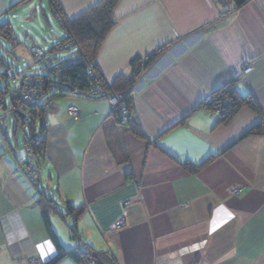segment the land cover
<instances>
[{
  "label": "crops",
  "instance_id": "0c3cea01",
  "mask_svg": "<svg viewBox=\"0 0 264 264\" xmlns=\"http://www.w3.org/2000/svg\"><path fill=\"white\" fill-rule=\"evenodd\" d=\"M98 1L57 0L68 18ZM112 17L94 58L105 81L160 51L131 88L129 123L114 120L106 97L56 98L27 175L31 129H21L18 151L8 132L15 140L14 116L10 109L11 120L0 116V264H95L51 263L83 244L114 264H264V130L249 132L264 121V0L237 9L231 0H117ZM4 27L27 68L37 65L24 55L32 44L47 52L65 33L50 0H0ZM39 29L46 47L33 35ZM47 55L52 63L68 58ZM245 64L252 65L246 74ZM224 86L252 105L239 104L221 121L204 99ZM6 92L0 88V104ZM67 205L78 211L76 233L72 216H62Z\"/></svg>",
  "mask_w": 264,
  "mask_h": 264
},
{
  "label": "trees",
  "instance_id": "16d2710c",
  "mask_svg": "<svg viewBox=\"0 0 264 264\" xmlns=\"http://www.w3.org/2000/svg\"><path fill=\"white\" fill-rule=\"evenodd\" d=\"M116 1L117 0H99L93 6L87 8L75 17L68 18L62 12L57 0H50L52 11L65 33L47 48V52H65L68 58L60 59L59 55H54L55 61L53 60L54 63H52V60L48 58L47 52L40 48L43 52V56L38 58L36 63L39 68L43 69L44 73L30 76L39 80L37 85H35V96L32 97L31 101L26 100V102H28L27 109L31 114V121L27 125V123L22 122L21 116L19 120L22 124H25L24 126H27V129H31L29 133L25 132L24 141L27 148L31 150L34 159L33 163L35 162L36 164L37 160H39L45 144V138L43 136L45 129L44 118L49 109H45V104H48L52 100L54 102L56 98L67 94H80L84 96V94L95 85L96 81L99 82L102 92L110 96L121 95L118 104L111 108V115L118 123H129L131 88L135 84L140 73L154 62L160 51L144 59L137 56L130 62V74L128 76L120 75L111 83L105 81L94 63V58L103 37L113 23L112 13ZM246 1L247 0H231L234 9L239 8ZM0 29L2 36L10 38L11 34L8 27ZM3 65L4 67H9L6 62ZM15 72L18 73V71ZM12 82H16L17 86L20 85L19 80ZM13 95L11 96V107H13ZM212 96V100L205 105L215 109L220 106L221 110L219 114L221 116V121H226L239 104L250 103L252 105L249 96H239L234 90L226 86L214 92ZM1 104L3 105L4 103L1 101ZM51 105L52 103L48 106L50 107ZM11 107L9 109H11ZM256 130H264V121L258 122L249 132L253 133ZM34 131L38 133H34ZM32 132L34 134H32ZM50 203L51 201L48 199L45 202V206L49 207ZM77 212L78 211H75L70 205H67L65 212L62 213V216L67 214L72 216V222L69 225L72 233H76L75 219L77 217ZM65 257L77 263L92 260L95 264H114L111 255L103 251L94 250L87 244H83V246L78 248L75 247L73 249L63 250L62 253L55 256L51 263H55Z\"/></svg>",
  "mask_w": 264,
  "mask_h": 264
},
{
  "label": "rangeland",
  "instance_id": "374dc122",
  "mask_svg": "<svg viewBox=\"0 0 264 264\" xmlns=\"http://www.w3.org/2000/svg\"><path fill=\"white\" fill-rule=\"evenodd\" d=\"M35 28L36 27H34V29ZM56 29L58 31H60L58 25L56 26ZM31 32H33V30H31ZM38 32H39V34H33L34 37L36 38V42L39 45H44V46L47 45L46 41H47L48 38H45L44 39L45 42H44V40H42V36H44V33H42V31L40 29L38 30ZM55 35H57V37H59L58 36L59 34H55ZM21 37L23 38L22 43L24 44V46H28L29 47L30 43H31V41L28 40L29 38L26 39L27 40L26 41L25 40V36L21 35ZM56 39L57 38H55V40ZM11 41L9 40V38L0 35V88L3 91L7 90L6 93L2 94L3 97H4V103H5V105H7V108L3 109L2 108L3 106L0 104V116L1 117L6 116L7 117V122H8V119L11 120V117L9 115V108L11 107V98L10 97H11V94L13 93L14 94V95L12 94L13 97H14V99H13V107H11L10 112L15 117L16 123L19 126L18 127L19 129H16L17 132H16V135H15V140H14V137L11 136V130L10 129H9L8 132H9V135H10L13 143H16V145H17L16 149L18 151H20L21 150L20 147H22V141H23L22 134H24L21 129H22V127L25 124H22L21 121L19 120V118L21 116L22 120H23L22 122L23 123H27V125L31 121V114L29 113V111L27 109L28 102H26V100L28 101V100L32 99V96L30 97L29 94L31 93V91H33V88H34V86H32V87H28V85L26 86L25 85L26 84L25 80L26 79H31L32 77H30V76H33L34 74H42V73H44V71H43L42 68L38 67V64L36 66L27 68L26 67V59L25 58H23V59L20 58L19 54L14 50L15 48H12ZM37 48H38L37 46L32 44V47H31L30 50H31V53H32V50H34L35 51L34 54H31L30 51H29V54H27V52H25V54H24L25 57H27V56L30 57L31 56L30 58L32 59L33 63H35L38 58L42 57V53L43 52L40 51ZM24 49H25V51H27L26 47H24ZM1 59H2V61H1ZM5 62L6 63L9 62L11 65H13L15 67V68L13 67L11 69L12 72L10 71L11 66H9V67L5 66L4 67L3 64ZM7 71H8V74H7ZM9 71H10V73H9ZM15 71H18V73L15 72ZM17 78L18 79H20V78L22 79V82L18 86H17L16 82H12V81L16 80ZM8 79H11V80H8ZM23 102L26 103V104H24ZM46 108H49V106L47 104H45V109ZM219 109H220V106H219ZM25 129L28 130L27 126H25ZM28 140H29V138H28ZM30 152H31V150H29V153ZM33 161H34V159H33Z\"/></svg>",
  "mask_w": 264,
  "mask_h": 264
},
{
  "label": "built area",
  "instance_id": "2783aa9c",
  "mask_svg": "<svg viewBox=\"0 0 264 264\" xmlns=\"http://www.w3.org/2000/svg\"><path fill=\"white\" fill-rule=\"evenodd\" d=\"M35 49V48H34ZM39 49L40 51H42L39 47L37 48ZM33 54H34V50H32ZM42 56H43V53H42ZM8 70V69H7ZM252 70V65L251 64H245L243 66V72L246 74V73H249L250 71ZM11 71V69H10ZM9 71V73H10ZM12 72V71H11ZM7 74H8V71H7ZM11 80V79H9ZM19 80L20 83L22 82V79H16L14 81H17ZM26 86L28 85V87H32L34 86L33 88V91H31V93L29 94V96L31 97H34L35 96V85H37V83L39 82V80L37 78H31V79H26ZM84 96H88V97H106L108 102H109V105L111 106V108H113L114 106H116L118 104V102L120 101L121 99V95H114V96H110L108 95L107 93H104L101 91V88L99 86V82L96 81L95 82V85L92 86L85 94ZM212 100V97L211 95L210 96H207L205 99H204V102L207 103L209 101ZM31 101V99L29 100ZM53 103V100L50 101L47 105ZM213 110L219 112L221 110V108L219 109L218 108H213ZM67 111L69 113L70 116L74 117V118H77L79 117V114L77 112V110L73 107V106H69L67 108ZM22 170L27 174V175H33L35 173V166H34V163H33V155L31 154V152L29 153L28 152V157H27V160L25 161V163H23L22 165ZM231 192L235 193V192H238V189L237 188H232ZM122 223V220H118L113 226H119L121 225ZM205 242V240H201L199 242H195L193 244H186V245H183L178 251L183 254L184 252H189V251H192V250H195L199 247H201L203 245V243Z\"/></svg>",
  "mask_w": 264,
  "mask_h": 264
},
{
  "label": "clouds",
  "instance_id": "9594fccd",
  "mask_svg": "<svg viewBox=\"0 0 264 264\" xmlns=\"http://www.w3.org/2000/svg\"><path fill=\"white\" fill-rule=\"evenodd\" d=\"M178 254H181V253L178 251Z\"/></svg>",
  "mask_w": 264,
  "mask_h": 264
},
{
  "label": "flooded vegetation",
  "instance_id": "af4514ba",
  "mask_svg": "<svg viewBox=\"0 0 264 264\" xmlns=\"http://www.w3.org/2000/svg\"><path fill=\"white\" fill-rule=\"evenodd\" d=\"M211 97H213V96H211Z\"/></svg>",
  "mask_w": 264,
  "mask_h": 264
}]
</instances>
